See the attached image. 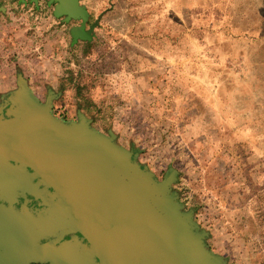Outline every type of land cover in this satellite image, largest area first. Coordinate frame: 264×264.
Here are the masks:
<instances>
[{
	"label": "rangeland",
	"instance_id": "obj_1",
	"mask_svg": "<svg viewBox=\"0 0 264 264\" xmlns=\"http://www.w3.org/2000/svg\"><path fill=\"white\" fill-rule=\"evenodd\" d=\"M76 1L87 12L79 31L81 17L55 16V1L10 9L13 29L12 18L0 19V103L21 77L40 102L51 96L56 118L76 121L81 113L105 132L126 116L118 96L126 90L114 80H125L122 67L141 68L151 82L141 103L151 116L196 113L225 126L254 125L264 147V0ZM141 103L132 104L136 111ZM252 112L258 118L247 120Z\"/></svg>",
	"mask_w": 264,
	"mask_h": 264
},
{
	"label": "water",
	"instance_id": "obj_2",
	"mask_svg": "<svg viewBox=\"0 0 264 264\" xmlns=\"http://www.w3.org/2000/svg\"><path fill=\"white\" fill-rule=\"evenodd\" d=\"M51 1L83 29L76 0ZM16 83L0 103V264H226L170 189L171 170L158 180L110 130L56 118L51 96Z\"/></svg>",
	"mask_w": 264,
	"mask_h": 264
},
{
	"label": "crops",
	"instance_id": "obj_3",
	"mask_svg": "<svg viewBox=\"0 0 264 264\" xmlns=\"http://www.w3.org/2000/svg\"><path fill=\"white\" fill-rule=\"evenodd\" d=\"M2 6L0 19L5 15L12 18L6 24L12 28L16 18L8 11L14 7ZM3 30L0 25V43ZM122 69L125 80L116 75L114 85L126 90L118 94L126 99V116L119 119L124 125L101 132L110 130L115 142L136 152L137 161L158 180L172 171L170 189L206 232L207 247L226 264H241L247 259L252 264H264V147L259 143L260 130L254 125L248 129L237 124L225 126L213 115L151 116L149 106L141 103L151 87L148 70ZM129 73H135L134 78L127 77ZM5 86V80L0 79V89ZM137 102L142 108L138 111L132 105ZM144 107L150 111L144 112ZM255 115L259 114L252 112L247 120H256Z\"/></svg>",
	"mask_w": 264,
	"mask_h": 264
},
{
	"label": "flooded vegetation",
	"instance_id": "obj_4",
	"mask_svg": "<svg viewBox=\"0 0 264 264\" xmlns=\"http://www.w3.org/2000/svg\"><path fill=\"white\" fill-rule=\"evenodd\" d=\"M52 1L51 0H0V10L4 7L2 4H5L6 6H11L14 8L18 7H25V8H32V9H42L47 7H52ZM2 12V11H0ZM24 199H21L23 201ZM29 206V209L33 208L36 204L35 203H26ZM20 205L17 204V209H19ZM73 235H65V238H70ZM79 235V234H77ZM29 264H50L49 262H30Z\"/></svg>",
	"mask_w": 264,
	"mask_h": 264
}]
</instances>
